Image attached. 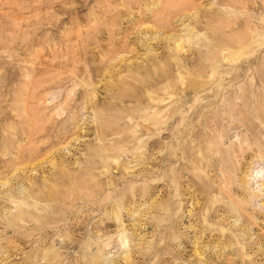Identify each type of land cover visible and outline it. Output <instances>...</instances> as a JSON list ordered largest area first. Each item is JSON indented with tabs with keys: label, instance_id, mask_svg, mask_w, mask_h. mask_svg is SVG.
<instances>
[{
	"label": "rangeland",
	"instance_id": "1",
	"mask_svg": "<svg viewBox=\"0 0 264 264\" xmlns=\"http://www.w3.org/2000/svg\"><path fill=\"white\" fill-rule=\"evenodd\" d=\"M0 264H264V0H0Z\"/></svg>",
	"mask_w": 264,
	"mask_h": 264
}]
</instances>
